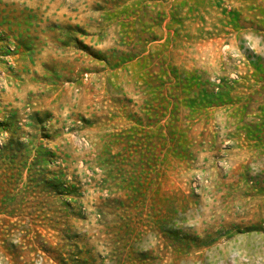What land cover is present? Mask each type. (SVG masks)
Masks as SVG:
<instances>
[{"label":"rangeland","instance_id":"1","mask_svg":"<svg viewBox=\"0 0 264 264\" xmlns=\"http://www.w3.org/2000/svg\"><path fill=\"white\" fill-rule=\"evenodd\" d=\"M0 264H264V0H0Z\"/></svg>","mask_w":264,"mask_h":264}]
</instances>
